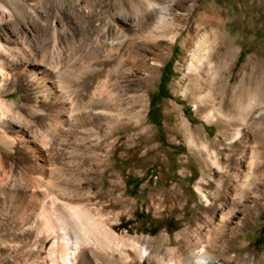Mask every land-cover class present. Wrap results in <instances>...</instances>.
Here are the masks:
<instances>
[{
  "label": "rangeland",
  "instance_id": "rangeland-1",
  "mask_svg": "<svg viewBox=\"0 0 264 264\" xmlns=\"http://www.w3.org/2000/svg\"><path fill=\"white\" fill-rule=\"evenodd\" d=\"M102 1L105 12L101 23L97 19L99 15L88 17L87 5L92 0H0V52L3 54L0 60L3 66L11 73L12 64L18 59L21 63L30 59H36L37 63L53 59L56 64L58 56L51 52L56 42V53L61 55L68 67L63 73L72 77L77 74L74 64L79 65L73 63V57L78 55L79 59L93 53L92 50L97 52L96 37L108 31L109 37L121 35V32H133L137 28L136 18L142 17L151 24L159 13L156 9L149 11L144 0ZM157 1L171 8L167 15L170 19L177 18L170 26L172 32H179L176 40L170 42L167 37L161 38L160 46L157 44L160 38L154 39L153 46L147 41H135L133 45L126 41L121 48L124 54L144 57L147 65L155 68L154 78L146 84L142 78L146 75V64L140 61L124 82L131 92L143 93L146 99L143 121L152 131V139L142 150L156 149L144 157L146 160L139 158L140 154H121L120 151L112 158L108 148L110 142L119 137L117 133L108 138L102 137L98 145L88 141L93 138L89 131L76 133L75 137L71 136L62 145L46 142L43 129L27 121L36 116L33 117L29 110L30 95L22 78H0V98L12 102L14 108L25 115L23 118L9 114L5 116L16 129L8 123L0 126V183L6 185L8 194L5 203H0V264H137L131 259L124 262L125 256L121 253H131L135 247L132 246L134 241H144L147 237L166 232L169 246L174 247V235L178 231L201 222L206 206L195 190L200 173L198 164L189 154V147L182 135H178L176 140L170 138L169 126L173 120L167 115L168 104H174L191 125L205 129L210 137L216 134L217 126L195 114L190 99L175 93L173 89L179 82H187V65L183 59L187 51L183 39L188 35L200 36L206 30L204 26L208 28L205 24L195 28L198 14L214 8L220 20L224 21L221 24L223 32L232 41V60L223 68L222 77L231 81L232 112L236 115L234 124L241 127L246 125L244 130H248L251 136L255 131L254 121L261 120L264 127V0ZM133 4L138 5L139 11L136 12ZM117 5H120L119 12ZM102 55L98 56L99 62L105 59ZM91 62L94 63V59ZM108 67L111 66L108 64ZM243 86L244 90L246 88L244 94L241 92ZM254 89L260 90L257 97ZM229 95L223 98V103L230 98ZM223 109L229 108L225 105ZM239 112L246 113V119L242 121ZM26 130L31 132L34 139L36 137L38 145L35 151L37 148L40 151H36L38 158L32 157V150L25 147L27 143L31 145L30 142L20 147L19 137L25 136L27 139ZM82 138L85 143H82ZM123 139L120 138L118 144ZM187 157H190L188 162ZM8 168H11V173ZM262 175L264 179V172ZM9 179L11 184L5 182ZM44 182L66 188L69 199L60 201L61 190L47 195L42 185ZM39 184L42 188L38 187ZM17 185L22 186L25 197L16 193L14 188ZM165 189L179 193V200L173 205L162 201ZM21 207L28 208L22 211ZM62 209H65L64 212ZM72 211H78L79 215L73 216ZM64 221L69 222L71 227L74 225L73 229L78 231L81 238L89 241L82 244L83 249L89 252L88 257H78L73 263L70 261L71 235L61 228ZM20 224L23 226L20 227ZM249 225L241 228L229 251L232 254L242 252L248 253L249 257H261L264 254V206L257 209ZM23 229L25 233H22ZM241 241H245L246 246L241 247ZM160 252L165 253V248H161ZM142 253L144 255V249ZM168 253L164 254L166 258L170 256ZM142 264H147V260L144 259Z\"/></svg>",
  "mask_w": 264,
  "mask_h": 264
},
{
  "label": "bare ground",
  "instance_id": "bare-ground-1",
  "mask_svg": "<svg viewBox=\"0 0 264 264\" xmlns=\"http://www.w3.org/2000/svg\"><path fill=\"white\" fill-rule=\"evenodd\" d=\"M144 1L147 2L149 11L155 9L159 11L157 19L149 24L147 21H144L142 17L136 18L135 23L137 24V28H135L136 30L133 32H121V35L118 34V36L114 35L113 37H109V31H106L107 34L96 37V45H98L96 48L97 52L92 50L93 53L84 57H79V59L78 55L73 57V63H78L79 65L74 64L77 69V74L72 77H67L63 73L67 65L66 61L61 58V55H57L56 53V42L53 44L54 46L52 45L51 51L53 55L56 54V56H58L56 64L53 59L41 63H37L36 59L22 61L23 63H21L18 59L17 62L12 64L13 66L11 65L12 72L10 73L0 60V78H14L13 76H15V78H22V82L25 84L28 94L30 95L29 98L31 103L29 104V110L33 114V117L36 116L33 120L27 119V121L43 129L42 135L46 142L57 143V146L58 144L62 145L67 143L68 138L71 136L75 137L76 133L83 132L84 134V132L89 131L92 133L93 138L88 141L91 142L90 144L94 145H98L102 137L108 138L115 133L119 135V137L116 138L117 140L114 139L109 144L108 149H110L109 152L111 154L109 155L112 158L115 157L118 151H120L121 154L123 152L128 154H140L138 157L144 158L155 149L149 148L142 150L152 139V131L147 125H144L143 121L146 105L144 94L138 91L131 92L124 84L125 78L132 74L131 72H133L140 61L146 64V66H144L146 75L142 77L146 84L154 78L155 68L153 65H147L144 57L137 58V55L132 56L130 54H124L121 48L126 41L131 45H133L135 41L142 43H146L147 41L153 46L152 42L154 39L158 38H160L158 39L160 41H158L157 44L160 46L161 38L167 37L170 42H174L179 32H172L170 30L173 20L177 18L172 20V18L170 19L167 16L169 15V10H171L167 4L162 5L157 0ZM180 1L186 2L188 0ZM87 6L89 8L87 11L88 17L92 18L95 15H99L97 19L102 23L104 20L103 14L105 12L103 9V1L92 0ZM137 6L138 5L133 4L136 12L139 11ZM116 7L118 8L117 12H119L120 5ZM97 8L100 10H97ZM206 12L207 13L203 12L197 15L195 28L197 29L203 24L208 26V28L204 26L206 30H204L200 36L195 35V37L194 35H190V37L188 35L187 38L183 39V45L187 51V55L183 58L187 65V71H185L187 82L185 84L179 82L173 89L175 93H180L190 99L194 105L195 114L201 116L207 123H214L217 126L216 134L210 137L205 129L191 125L192 123H190L182 114L181 110H178L177 106L174 104H168L167 111V115L171 116L173 120L172 125L169 126L170 138L176 140L178 135H182L189 147V154L198 164L200 173L195 183V190L199 193L206 206L202 215V220L200 219L201 222L195 223L193 227H189L190 229L185 227L183 230L178 231L174 235L176 240V245L174 247L169 246V235L166 232H161L155 237H147L144 241H134V245L132 246L135 247L131 253L125 251L121 252L125 256L123 259L124 262L127 260L130 261L131 259L135 260L137 264H142L143 260L146 259L147 264H264V254L256 258L255 256L249 257L248 253L243 254L239 252L232 254L229 251L230 244L238 237L237 235L241 228L247 225L250 226L249 224L257 214V209L264 206V179L262 175L264 172V127L261 120L254 121L255 131L254 135L251 136L248 130H244L246 125L241 127V125L236 126L234 124L233 120L235 114L232 112L233 93L231 81L229 78L222 77L224 74L223 68L232 60V41H229L226 34L223 32L221 24L223 25L224 21L220 20L219 14L214 8L208 9ZM187 14L189 15V11ZM2 55L3 54L0 52L1 57ZM101 55L104 56L105 59L99 62L98 56ZM92 59H94V63L91 62ZM108 64L111 67L106 68ZM139 65L138 67H141ZM125 66L126 69H123ZM242 82L244 81L242 80ZM243 88L244 86L241 90L242 94H244L243 91L246 92V88L245 90ZM254 90L255 96L257 97L260 90ZM229 93L230 98L223 103V98ZM225 105H227L229 109L224 110L223 107ZM0 111V126L6 125L7 123L9 124V121L5 118L7 114L21 118L25 116L14 108L12 102H8L4 98H0ZM246 116V113L239 114L242 121L246 119ZM123 118L127 119V121H124ZM9 126L13 128L11 124H9ZM13 129L16 128L14 127ZM17 129L19 130L20 126ZM26 131L28 132L27 139L25 136L19 137L21 140L19 141L20 147L25 145L26 142H30L31 145L27 143L25 147L32 150V157H35L36 151L38 150L37 148L35 151L38 145L36 137L34 139L31 132L28 130ZM122 137L124 139L118 144V140ZM81 141L85 143L84 139ZM38 152L40 151L38 150ZM189 158L190 157H187L186 162L190 160ZM8 171L10 172L11 168H8ZM184 176L186 177V175ZM8 181H10V179L5 182ZM45 182L44 184L42 183V185L47 195L54 191L57 192L61 190L62 196L60 197L62 200L60 201L64 202V199H69L70 194L67 193L66 188L64 189L58 184ZM8 183L11 184V182ZM16 183L18 182L16 181ZM17 186L18 187L15 186L16 188H14L16 193L22 198L25 197L26 193L24 194V191L21 190L22 186ZM38 187H41L40 184ZM27 188L28 186H26V189ZM6 190V185L0 183L1 205L6 201ZM21 191L24 196H22L23 194ZM33 194L34 192L32 195ZM178 195L179 193L177 191L172 193L165 189L162 192V201L166 204L170 202V204L173 205L178 199ZM7 204H9V202ZM63 205L64 204H62V206ZM63 207L65 208V206ZM21 208L20 209L24 211V209L28 207ZM34 208L32 209L35 210ZM54 211L56 210H53V212ZM72 212L73 216L79 215L78 211ZM30 215L32 214L30 213ZM25 216H22V218ZM68 220L70 219H67V221ZM20 223H22V220ZM68 223L65 221L61 223V228L68 230L67 235H71L72 252L69 259L73 263L78 257L83 259L88 257L89 252L83 249V245L89 241L82 239L78 231L73 229L74 225L71 227ZM21 225L22 224H20V227ZM22 231V233H25V229ZM22 233H20V235ZM21 236L23 237V235ZM240 246H246V242L241 241ZM161 248H165L166 252H169L168 254H170V256L168 255V258L164 256L166 252H160ZM92 249L94 248L92 247ZM142 249H144V255ZM116 255H118V253ZM104 256H107V254ZM67 261L69 260L67 259ZM91 262H93V260H91Z\"/></svg>",
  "mask_w": 264,
  "mask_h": 264
}]
</instances>
